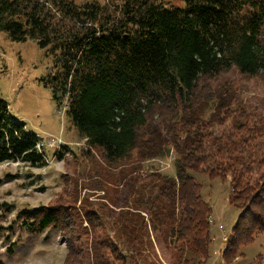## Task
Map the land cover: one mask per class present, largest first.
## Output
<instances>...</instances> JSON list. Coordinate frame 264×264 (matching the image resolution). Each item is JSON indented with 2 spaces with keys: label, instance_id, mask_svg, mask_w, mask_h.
Listing matches in <instances>:
<instances>
[{
  "label": "trees",
  "instance_id": "obj_1",
  "mask_svg": "<svg viewBox=\"0 0 264 264\" xmlns=\"http://www.w3.org/2000/svg\"><path fill=\"white\" fill-rule=\"evenodd\" d=\"M182 1L121 0L111 16L100 13L98 0H0V32L11 41L32 39L51 56L52 96L66 100L67 117L102 159L133 155L140 164L173 153L172 173H146L148 194L122 201L108 229L89 199L98 187L110 191L107 176H91V184L79 181L47 205L21 209L17 217L28 232L60 231L61 264H111V258L152 264L142 252L152 251L150 231L173 247V264H203L211 208L196 173L229 175L228 202L242 211L223 250L226 262L264 232V148L251 144L264 134V120L250 126L251 113L241 102L233 105L234 90L210 85L230 67L264 78V0ZM228 118L231 133L222 142L212 128ZM38 143L0 99V163L44 165ZM121 178L129 184L135 176ZM97 208L113 212L103 202Z\"/></svg>",
  "mask_w": 264,
  "mask_h": 264
},
{
  "label": "rangeland",
  "instance_id": "obj_2",
  "mask_svg": "<svg viewBox=\"0 0 264 264\" xmlns=\"http://www.w3.org/2000/svg\"><path fill=\"white\" fill-rule=\"evenodd\" d=\"M98 1L100 13H109L111 16L121 3V0ZM160 1L170 6L183 5L182 0ZM262 34L261 39L264 37ZM52 60L34 40L11 41L0 32V99L6 102L8 113L15 122L21 123L24 129H29L38 136L37 146H40L45 161L40 167H30L15 161L0 163V264L62 263L66 250L60 231L50 226L41 232H28L20 226V219L17 217L21 209L47 205L65 190L77 187L79 181L81 184H91L97 176H107L109 179L106 180V186L110 187V191L103 192L98 187L89 199L91 206L103 217L102 220L101 215L97 214L100 216L99 223L108 229L106 225L113 221L111 217L119 209L117 206L123 205L122 201L130 202L139 197V194H143V197L148 194V179L144 177L146 173H172V151L167 157L136 164L133 155L129 159L125 157L114 162L105 161L97 148L89 147L65 113L66 100L59 103L52 96V74L56 71ZM210 85L234 90L233 97L237 99H234L233 105L241 102V107L251 113L250 126H255L260 118L264 120V78L261 75L243 76L236 68L230 67L213 77ZM209 110H206V115ZM212 132L222 142L226 141V135L231 133L229 118L223 125L214 126ZM233 139L238 144V135ZM254 142L264 148V134L262 137L256 136L251 144ZM206 143L209 146L210 141ZM130 169L133 171H129ZM255 171L256 169L252 176ZM122 176H135V179L132 178L129 184L127 180L123 183ZM110 178L115 181H110ZM194 178L201 184L202 199L211 208V242L209 256L203 264H264V232L256 233L250 243L239 246L236 255L229 262L224 260L223 250L227 238L242 213L228 202L229 175L223 180L219 177L211 178L206 173H196ZM130 184L133 189L127 188ZM106 193L115 199L107 200ZM100 202L110 206L113 212L108 214L106 208L99 210L97 206ZM100 231L103 232V228ZM110 235H113V231H110ZM150 237L152 251H142L148 262H176L170 251L173 247H167L161 238L157 240L154 232L150 231ZM186 255L190 256L191 252ZM110 261L111 264H129L128 260L121 263L111 258Z\"/></svg>",
  "mask_w": 264,
  "mask_h": 264
}]
</instances>
